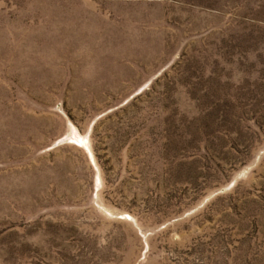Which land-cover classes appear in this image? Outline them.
I'll return each mask as SVG.
<instances>
[{
	"label": "rangeland",
	"instance_id": "obj_1",
	"mask_svg": "<svg viewBox=\"0 0 264 264\" xmlns=\"http://www.w3.org/2000/svg\"><path fill=\"white\" fill-rule=\"evenodd\" d=\"M156 118L200 142L146 203ZM0 264H264V0H0Z\"/></svg>",
	"mask_w": 264,
	"mask_h": 264
},
{
	"label": "trees",
	"instance_id": "obj_2",
	"mask_svg": "<svg viewBox=\"0 0 264 264\" xmlns=\"http://www.w3.org/2000/svg\"><path fill=\"white\" fill-rule=\"evenodd\" d=\"M198 126V122L177 123L167 118L162 120L156 118L151 122L144 119L122 125L123 128H120L121 132L118 133L122 148L118 151L129 146L131 157L136 160L140 200L148 203V195L151 194L152 187L156 191L161 190L168 194L179 184L172 177V166L177 159L175 155L184 152L188 144L198 145L200 140L191 137V132L198 131ZM180 130H182L181 135L177 134ZM94 153L97 162L103 168L100 162L101 156ZM109 160L106 159L104 163L108 164Z\"/></svg>",
	"mask_w": 264,
	"mask_h": 264
},
{
	"label": "bare ground",
	"instance_id": "obj_3",
	"mask_svg": "<svg viewBox=\"0 0 264 264\" xmlns=\"http://www.w3.org/2000/svg\"><path fill=\"white\" fill-rule=\"evenodd\" d=\"M88 148V147H87Z\"/></svg>",
	"mask_w": 264,
	"mask_h": 264
}]
</instances>
